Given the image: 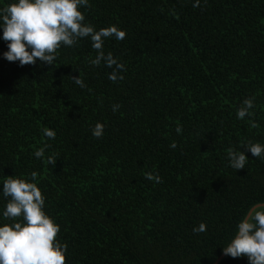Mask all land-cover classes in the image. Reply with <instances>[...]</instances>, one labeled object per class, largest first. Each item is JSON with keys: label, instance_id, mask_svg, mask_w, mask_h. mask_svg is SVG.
I'll return each instance as SVG.
<instances>
[{"label": "trees", "instance_id": "16d2710c", "mask_svg": "<svg viewBox=\"0 0 264 264\" xmlns=\"http://www.w3.org/2000/svg\"><path fill=\"white\" fill-rule=\"evenodd\" d=\"M192 2L89 0L86 22L126 33L103 45L124 65L115 82L89 63L87 38L58 49L54 66L0 55V178L37 173L65 264H215L247 207L264 201V160L246 152L236 171L226 159L242 141L264 143V0ZM253 96L257 128L235 117ZM44 144L51 165L32 155Z\"/></svg>", "mask_w": 264, "mask_h": 264}, {"label": "clouds", "instance_id": "9594fccd", "mask_svg": "<svg viewBox=\"0 0 264 264\" xmlns=\"http://www.w3.org/2000/svg\"><path fill=\"white\" fill-rule=\"evenodd\" d=\"M200 0H193L192 6ZM89 0H0V40L6 42L2 57L19 66H54L57 50L76 46L78 41L87 38L96 55L89 60L92 66L111 69L110 81L122 80L124 65L111 52L103 50L104 41L113 38L121 41L125 31L116 25L97 29L85 21L81 9H87ZM115 66V67H113ZM72 82L81 89L86 87L83 79L72 77ZM255 97H245L235 111L237 120L248 118L250 128H257L254 116ZM119 104L112 105L115 112ZM175 131L179 134L181 127ZM42 135L49 140L55 139V131L48 127L41 129ZM104 125L97 121L91 127V135L102 137ZM44 144L32 153L34 158L54 163V155L45 157ZM175 148V143L169 145ZM244 149V150H241ZM251 156L264 160V143L245 140L236 147L226 150L228 167L239 170L245 168ZM149 181L161 182L159 175L145 173ZM0 264H65L67 244L57 239L60 226L45 211V197L38 186L37 173L29 175H3L0 178ZM206 231L205 223L194 226V234ZM221 252L232 258L244 257L247 264H264V201H254L236 222L234 230Z\"/></svg>", "mask_w": 264, "mask_h": 264}, {"label": "water", "instance_id": "95a60500", "mask_svg": "<svg viewBox=\"0 0 264 264\" xmlns=\"http://www.w3.org/2000/svg\"><path fill=\"white\" fill-rule=\"evenodd\" d=\"M225 257V255H221L220 258L216 261L215 264H219L221 262V260Z\"/></svg>", "mask_w": 264, "mask_h": 264}]
</instances>
